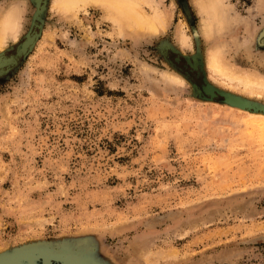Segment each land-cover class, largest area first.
Masks as SVG:
<instances>
[{"label": "rangeland", "instance_id": "374dc122", "mask_svg": "<svg viewBox=\"0 0 264 264\" xmlns=\"http://www.w3.org/2000/svg\"><path fill=\"white\" fill-rule=\"evenodd\" d=\"M35 1L0 0L22 16L0 51V256L264 264V126L249 119L264 113L203 90L264 104L207 62L222 45L264 83V0H224L231 22L212 35L199 0H151L167 14L158 33H120L99 6L73 17L54 0L35 19Z\"/></svg>", "mask_w": 264, "mask_h": 264}, {"label": "bare ground", "instance_id": "6f19581e", "mask_svg": "<svg viewBox=\"0 0 264 264\" xmlns=\"http://www.w3.org/2000/svg\"><path fill=\"white\" fill-rule=\"evenodd\" d=\"M36 1L42 2V0ZM199 1L202 4L205 13L208 14L207 19L201 20L203 23L202 28H200L201 30H203L202 34L205 33L206 35H212L214 32L218 33V31L220 32L222 29L226 28V26L231 22L230 19H227L223 14L224 10H221V6H223L224 0ZM152 3L154 2H152L151 0H63L62 3L60 2V0H54L52 3V7L54 5V8L57 7L58 9L65 11V13H68L69 15L71 14V16L73 17H77L78 12L80 10L86 9L89 6H99L105 11L106 17L109 20H112L111 22H113L114 26L116 27L115 30H119L120 33H123L126 29L130 30L131 32L158 33L161 29H164L166 26L165 19H167V14L163 10V8H161L162 5L161 7L158 5L160 2H157V5H153ZM144 4L150 5L147 6L150 8L151 11H147L145 9ZM20 7L21 6H14L10 10H8L7 7V12L4 13L3 11V14L0 13V51L4 49L3 47L7 44L8 39H10L11 37L16 38L18 36L20 21L22 17ZM15 22H18V26L16 27L15 31H12L11 27L12 24ZM234 22L232 21V23ZM181 30L182 28L180 27V31ZM249 32V37L255 38L256 29L251 28ZM120 33L118 34L120 35ZM180 35L181 36L179 37L181 38L179 39H181L180 41L182 45H190L192 38H190L189 35L185 33V31L182 32V34ZM223 47L222 45H220L214 50L213 53L208 54L207 62L209 69L211 68L220 77H223L229 81L238 82L239 85H242L245 89L248 90L249 94L262 96L264 92V83L261 81L260 77L257 76V74L255 75L252 73L242 72L238 69H234L233 66H231L227 61H225L223 56L221 55ZM206 57L205 59H207ZM11 59L12 58H10L9 64L12 65L14 61ZM166 77L170 81L172 80L174 84H176V82H184L175 75H168ZM210 90L212 91V89ZM249 119L255 123H258L260 126H264V116L251 115L249 116ZM46 255L47 254L34 251L18 253V255L14 257L1 255L0 264H22L24 262L23 260H25L27 264H35L36 261L39 259H43L45 262H50L51 259L49 258V255Z\"/></svg>", "mask_w": 264, "mask_h": 264}, {"label": "water", "instance_id": "95a60500", "mask_svg": "<svg viewBox=\"0 0 264 264\" xmlns=\"http://www.w3.org/2000/svg\"><path fill=\"white\" fill-rule=\"evenodd\" d=\"M42 2L44 3V5H43L44 7L39 6L37 4L39 6L38 7L39 9H38L37 13L35 14V19H38L39 15L42 14V11L45 10V4L47 1L42 0ZM30 35H32V38L29 37ZM37 37H38V34H28L26 39L19 45V47L22 46V51L19 52V50H18V55H23V54L26 55L28 53V51L33 47ZM29 40H30L32 46L30 48H26L25 42L29 41ZM19 47H18V49H19ZM2 54H4V53H1L0 55H2ZM178 60H179V58H177V61ZM188 62L191 64V61H188ZM210 89H213V90L211 91ZM203 90H204V93L210 97V99H216V98L221 97V98H223V101L225 103H227L228 105L238 107L241 109H245V110H248L251 112H264V104H261V103H258L256 101L249 100V99H246V98H243V97L231 94V93H227L225 91L218 90L209 83L203 87ZM16 255H18V254H16ZM16 255H13L10 257H14ZM46 256H48V255H46ZM49 258L51 259L50 262H45L43 259H39L36 261L35 264H55L53 262V258L50 256H49ZM23 261L24 262L22 264H27V262L25 260H23ZM62 264H78V263L73 262V260L70 258H66L64 260V263H62Z\"/></svg>", "mask_w": 264, "mask_h": 264}, {"label": "snow or ice", "instance_id": "6c2138e0", "mask_svg": "<svg viewBox=\"0 0 264 264\" xmlns=\"http://www.w3.org/2000/svg\"><path fill=\"white\" fill-rule=\"evenodd\" d=\"M60 2L62 3L63 0H60ZM10 19H11V17H10ZM17 26H18V22L13 23V24H12V27H11V30H12V31H15ZM31 46H32V44H31L30 41H26V42H25V47H26V48H30ZM194 59H195V57H194ZM0 70H2V68H0Z\"/></svg>", "mask_w": 264, "mask_h": 264}]
</instances>
